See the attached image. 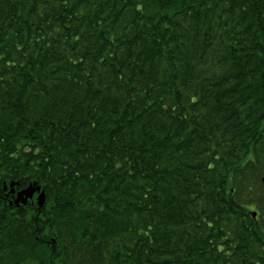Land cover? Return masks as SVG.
Returning <instances> with one entry per match:
<instances>
[{
  "label": "trees",
  "instance_id": "1",
  "mask_svg": "<svg viewBox=\"0 0 264 264\" xmlns=\"http://www.w3.org/2000/svg\"><path fill=\"white\" fill-rule=\"evenodd\" d=\"M263 178L264 0H0V264H264Z\"/></svg>",
  "mask_w": 264,
  "mask_h": 264
},
{
  "label": "water",
  "instance_id": "2",
  "mask_svg": "<svg viewBox=\"0 0 264 264\" xmlns=\"http://www.w3.org/2000/svg\"><path fill=\"white\" fill-rule=\"evenodd\" d=\"M264 179V178H263ZM19 181H12L10 183L12 193H15V203L19 205L20 203H27L29 199H33L35 194H37L35 201L41 207L45 204L46 201V190L40 184L34 182L30 183L29 185L16 189V185H18ZM7 187V185H5ZM253 215L256 216V211H253Z\"/></svg>",
  "mask_w": 264,
  "mask_h": 264
},
{
  "label": "rangeland",
  "instance_id": "3",
  "mask_svg": "<svg viewBox=\"0 0 264 264\" xmlns=\"http://www.w3.org/2000/svg\"><path fill=\"white\" fill-rule=\"evenodd\" d=\"M242 199H244V198H242Z\"/></svg>",
  "mask_w": 264,
  "mask_h": 264
}]
</instances>
